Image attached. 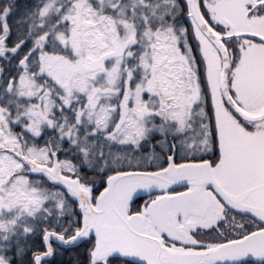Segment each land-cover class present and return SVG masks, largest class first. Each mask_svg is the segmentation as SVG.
I'll use <instances>...</instances> for the list:
<instances>
[{"label":"snow or ice","instance_id":"6c2138e0","mask_svg":"<svg viewBox=\"0 0 264 264\" xmlns=\"http://www.w3.org/2000/svg\"><path fill=\"white\" fill-rule=\"evenodd\" d=\"M0 264H264V0H0Z\"/></svg>","mask_w":264,"mask_h":264}]
</instances>
